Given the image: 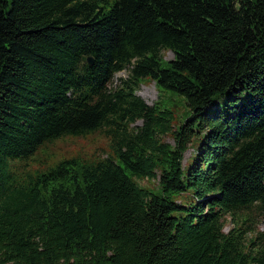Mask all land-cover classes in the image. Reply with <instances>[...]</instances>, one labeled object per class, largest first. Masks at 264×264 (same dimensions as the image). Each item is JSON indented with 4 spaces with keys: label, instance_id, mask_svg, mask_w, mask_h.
Wrapping results in <instances>:
<instances>
[{
    "label": "trees",
    "instance_id": "16d2710c",
    "mask_svg": "<svg viewBox=\"0 0 264 264\" xmlns=\"http://www.w3.org/2000/svg\"><path fill=\"white\" fill-rule=\"evenodd\" d=\"M146 77L183 119L137 94ZM104 126L110 155L14 174ZM254 205L264 214V0H0V264H264V231L225 230Z\"/></svg>",
    "mask_w": 264,
    "mask_h": 264
},
{
    "label": "rangeland",
    "instance_id": "374dc122",
    "mask_svg": "<svg viewBox=\"0 0 264 264\" xmlns=\"http://www.w3.org/2000/svg\"><path fill=\"white\" fill-rule=\"evenodd\" d=\"M11 1V0H7ZM165 60L174 58V52L171 50L163 51ZM129 75V70L124 69L115 74L112 82L109 84L110 88H114L120 83L122 78H126ZM148 104L153 105L159 100L170 98L178 118L184 117L187 106L184 100L177 95H170L167 92H163L158 86L155 80L149 77L143 78L141 84L136 90ZM135 124L141 125L142 120H138ZM107 126L103 128L91 131L89 133L80 136H62L60 138L46 142L40 147L33 155L27 158H16L12 161V168L14 174L19 177V180L28 178L31 175H37L38 173L47 172L49 169L55 167L60 161L66 158H77L81 163L85 161L88 163H94L99 158L106 157L113 153L111 146V139L106 134ZM167 140L174 146L175 139L172 135L167 137ZM192 149H188L184 154V161L191 154ZM135 180L143 186L151 187L156 192L160 191L159 179L138 178ZM58 182H54L50 185L55 186ZM246 220V225L249 226L248 238L254 236L257 231H264V214L260 212L257 205L252 206L246 212H239L236 217L227 216L225 230L228 231L237 222Z\"/></svg>",
    "mask_w": 264,
    "mask_h": 264
},
{
    "label": "water",
    "instance_id": "95a60500",
    "mask_svg": "<svg viewBox=\"0 0 264 264\" xmlns=\"http://www.w3.org/2000/svg\"><path fill=\"white\" fill-rule=\"evenodd\" d=\"M87 61H88V63H89L90 65H93V64H94V58H93V56H88V57H87Z\"/></svg>",
    "mask_w": 264,
    "mask_h": 264
}]
</instances>
